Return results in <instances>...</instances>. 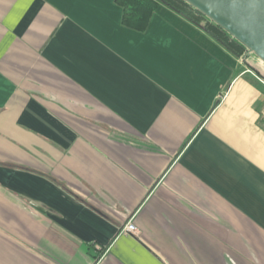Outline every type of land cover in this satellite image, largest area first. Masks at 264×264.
Instances as JSON below:
<instances>
[{"label":"crops","instance_id":"obj_1","mask_svg":"<svg viewBox=\"0 0 264 264\" xmlns=\"http://www.w3.org/2000/svg\"><path fill=\"white\" fill-rule=\"evenodd\" d=\"M121 12L0 0V264H264V63Z\"/></svg>","mask_w":264,"mask_h":264},{"label":"water","instance_id":"obj_2","mask_svg":"<svg viewBox=\"0 0 264 264\" xmlns=\"http://www.w3.org/2000/svg\"><path fill=\"white\" fill-rule=\"evenodd\" d=\"M264 63V0H185Z\"/></svg>","mask_w":264,"mask_h":264},{"label":"trees","instance_id":"obj_3","mask_svg":"<svg viewBox=\"0 0 264 264\" xmlns=\"http://www.w3.org/2000/svg\"><path fill=\"white\" fill-rule=\"evenodd\" d=\"M121 7V22L124 26L144 30L158 4H163L210 35L226 50L237 57H245L247 49L220 25L185 0H114Z\"/></svg>","mask_w":264,"mask_h":264},{"label":"built area","instance_id":"obj_4","mask_svg":"<svg viewBox=\"0 0 264 264\" xmlns=\"http://www.w3.org/2000/svg\"><path fill=\"white\" fill-rule=\"evenodd\" d=\"M122 229L124 232H130V233L137 232L136 226L131 220L127 221L126 224L122 227Z\"/></svg>","mask_w":264,"mask_h":264},{"label":"rangeland","instance_id":"obj_5","mask_svg":"<svg viewBox=\"0 0 264 264\" xmlns=\"http://www.w3.org/2000/svg\"><path fill=\"white\" fill-rule=\"evenodd\" d=\"M247 55V54H246ZM254 55V54H253Z\"/></svg>","mask_w":264,"mask_h":264}]
</instances>
